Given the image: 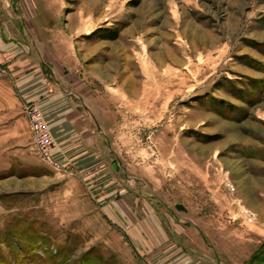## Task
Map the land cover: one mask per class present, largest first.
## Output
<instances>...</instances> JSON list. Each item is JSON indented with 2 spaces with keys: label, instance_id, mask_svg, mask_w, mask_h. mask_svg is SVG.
Segmentation results:
<instances>
[{
  "label": "rangeland",
  "instance_id": "374dc122",
  "mask_svg": "<svg viewBox=\"0 0 264 264\" xmlns=\"http://www.w3.org/2000/svg\"><path fill=\"white\" fill-rule=\"evenodd\" d=\"M47 2L101 128L0 150V264H262L264 0Z\"/></svg>",
  "mask_w": 264,
  "mask_h": 264
},
{
  "label": "crops",
  "instance_id": "0c3cea01",
  "mask_svg": "<svg viewBox=\"0 0 264 264\" xmlns=\"http://www.w3.org/2000/svg\"><path fill=\"white\" fill-rule=\"evenodd\" d=\"M100 20L79 34L89 33ZM76 29L61 21L47 0H0L2 155L7 149L19 153L30 149L28 123L23 114L28 102L36 103L49 126L56 143L52 155H67L69 141L86 140L87 113L90 125L98 133V91L95 84L89 86L86 78L87 71H91L83 64L86 53L80 47L82 39H76ZM96 45L93 43V47Z\"/></svg>",
  "mask_w": 264,
  "mask_h": 264
},
{
  "label": "built area",
  "instance_id": "2783aa9c",
  "mask_svg": "<svg viewBox=\"0 0 264 264\" xmlns=\"http://www.w3.org/2000/svg\"><path fill=\"white\" fill-rule=\"evenodd\" d=\"M2 73L3 68L0 67V77ZM23 114L28 123L34 151L42 160L55 164L54 161H52V152L56 147V143L51 134L49 126L41 115L36 103H25L23 106ZM244 213L249 219L252 218V213L247 209H244Z\"/></svg>",
  "mask_w": 264,
  "mask_h": 264
},
{
  "label": "trees",
  "instance_id": "16d2710c",
  "mask_svg": "<svg viewBox=\"0 0 264 264\" xmlns=\"http://www.w3.org/2000/svg\"><path fill=\"white\" fill-rule=\"evenodd\" d=\"M116 37H117V33L116 32H113L112 34H110L108 36H105L106 39H114ZM260 261L263 262L264 258H261Z\"/></svg>",
  "mask_w": 264,
  "mask_h": 264
}]
</instances>
